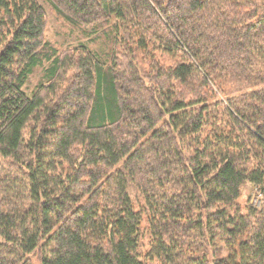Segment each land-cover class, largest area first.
Listing matches in <instances>:
<instances>
[{
  "label": "trees",
  "instance_id": "trees-1",
  "mask_svg": "<svg viewBox=\"0 0 264 264\" xmlns=\"http://www.w3.org/2000/svg\"><path fill=\"white\" fill-rule=\"evenodd\" d=\"M45 2L108 54L0 0V264H264V203H237L264 196V0ZM149 47L178 62L148 77Z\"/></svg>",
  "mask_w": 264,
  "mask_h": 264
},
{
  "label": "rangeland",
  "instance_id": "rangeland-1",
  "mask_svg": "<svg viewBox=\"0 0 264 264\" xmlns=\"http://www.w3.org/2000/svg\"><path fill=\"white\" fill-rule=\"evenodd\" d=\"M38 3L44 8L46 13V28L44 32V39L47 43L53 46L58 54H63L69 50L78 49V47L84 46L87 50L95 54L100 58L101 61L106 59L108 54V49L105 47L103 42L100 39H96V35L90 34L89 31H84L81 29H72L65 22L59 19L54 12H52L50 6L45 2V0H37ZM151 46V45H150ZM136 62H139L136 65L138 68L148 76L150 70H155V66L162 68H167L172 66L174 63L178 62V58H170L162 54L159 50H154L152 47H149L147 51L138 52ZM169 65V66H168ZM47 68V65H44L41 68H37L34 73L30 76L23 90L27 95L33 94L39 87L46 86L47 80L44 77V70ZM148 77H151L150 75ZM71 78V73L66 77V81ZM63 84V83H61ZM212 90L214 89V97L224 101L221 97V94L216 91L217 89L211 85ZM20 166L16 167L13 170L12 175H16ZM17 178L21 179L20 175H16ZM257 199V204H254L253 201ZM238 205L240 210L244 211L245 207H250L256 210H259L264 203L263 194L256 188L246 185L241 191L240 198L238 200ZM148 237L143 239L144 249L141 250L143 254L147 253L148 249ZM30 264H41L37 253H34L28 257ZM147 264H158L156 262L147 263Z\"/></svg>",
  "mask_w": 264,
  "mask_h": 264
},
{
  "label": "built area",
  "instance_id": "built-area-1",
  "mask_svg": "<svg viewBox=\"0 0 264 264\" xmlns=\"http://www.w3.org/2000/svg\"><path fill=\"white\" fill-rule=\"evenodd\" d=\"M256 201H258V200H257V199H255V200L253 201V203H254V204H257V202H256Z\"/></svg>",
  "mask_w": 264,
  "mask_h": 264
}]
</instances>
